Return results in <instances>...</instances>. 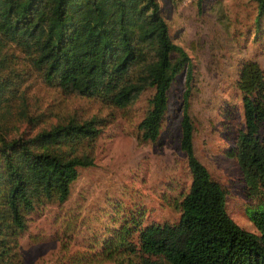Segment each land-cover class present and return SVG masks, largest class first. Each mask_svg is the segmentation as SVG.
Returning a JSON list of instances; mask_svg holds the SVG:
<instances>
[{
	"label": "trees",
	"instance_id": "1",
	"mask_svg": "<svg viewBox=\"0 0 264 264\" xmlns=\"http://www.w3.org/2000/svg\"><path fill=\"white\" fill-rule=\"evenodd\" d=\"M253 1L256 42L264 0ZM32 74L67 95L117 109L151 91L138 130L140 140L152 144L169 115L173 86L185 77L187 88L180 146L191 181L176 199L179 220L149 223L140 205L120 218L116 203L102 234L94 230L66 264H264V69L258 62L244 61L238 73L243 126L231 151L254 202L248 216L258 234L230 217L228 191L196 156L189 114L193 65L174 41L159 0H0V129ZM105 125L99 118L73 119L32 136H0V264H26L21 236L42 207L69 201L79 169L95 164L93 149Z\"/></svg>",
	"mask_w": 264,
	"mask_h": 264
},
{
	"label": "rangeland",
	"instance_id": "2",
	"mask_svg": "<svg viewBox=\"0 0 264 264\" xmlns=\"http://www.w3.org/2000/svg\"><path fill=\"white\" fill-rule=\"evenodd\" d=\"M159 2L174 41L188 53L193 65L189 114L195 127L196 156L228 191L230 217L241 228L258 234L248 216L254 202L231 156L234 137L243 126L242 105L235 88L240 67L244 61L254 60L264 69V26L258 41H254L256 4L253 0ZM186 89L182 77L170 92L169 115L161 137L152 144L142 142L138 130L151 91L128 108L117 109L60 92L36 74L24 80L20 87L23 99L19 98L13 117L0 129V136L7 140L24 133L32 136L73 119L82 122L99 118L106 122L93 149L95 164L79 169L69 201L42 207L21 236L19 251L26 264H66L94 230L102 234L116 203L123 210L116 211L120 218L128 207L140 205L149 223L179 220L176 199L191 181L180 146Z\"/></svg>",
	"mask_w": 264,
	"mask_h": 264
}]
</instances>
